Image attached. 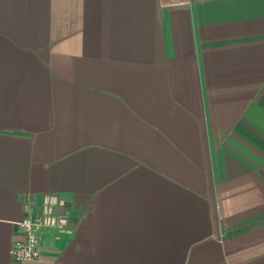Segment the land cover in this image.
I'll return each instance as SVG.
<instances>
[{"label": "crops", "instance_id": "0c3cea01", "mask_svg": "<svg viewBox=\"0 0 264 264\" xmlns=\"http://www.w3.org/2000/svg\"><path fill=\"white\" fill-rule=\"evenodd\" d=\"M0 264H264V0H0Z\"/></svg>", "mask_w": 264, "mask_h": 264}, {"label": "built area", "instance_id": "2783aa9c", "mask_svg": "<svg viewBox=\"0 0 264 264\" xmlns=\"http://www.w3.org/2000/svg\"><path fill=\"white\" fill-rule=\"evenodd\" d=\"M72 218L67 211V201L58 194H46L36 212L26 214L17 223L21 238L12 247L11 256L15 261H36L42 255V235L46 230L53 231L55 238L73 232Z\"/></svg>", "mask_w": 264, "mask_h": 264}]
</instances>
